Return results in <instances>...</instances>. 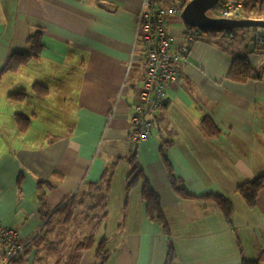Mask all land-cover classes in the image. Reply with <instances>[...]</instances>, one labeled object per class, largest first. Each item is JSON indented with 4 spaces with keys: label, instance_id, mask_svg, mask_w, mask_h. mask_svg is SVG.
Returning a JSON list of instances; mask_svg holds the SVG:
<instances>
[{
    "label": "crops",
    "instance_id": "0c3cea01",
    "mask_svg": "<svg viewBox=\"0 0 264 264\" xmlns=\"http://www.w3.org/2000/svg\"><path fill=\"white\" fill-rule=\"evenodd\" d=\"M142 2L0 0V226L13 230L24 246L9 264H164L169 247L172 264H264V188L252 207L236 192L264 176L258 31L186 43V61L177 65L178 81L166 87L153 133L134 144L130 117L145 79L135 39ZM166 25L174 48L184 44L188 27L181 17ZM36 32L43 46L39 57L1 74ZM239 56L247 57L256 79H228ZM36 86L46 95L39 96ZM131 156L159 199L165 227L146 216L141 183L122 210ZM113 165L111 183L102 185ZM171 175L183 193L174 190ZM212 197L229 200L230 222ZM69 199L82 215L86 205L94 207L87 222L99 221L100 214L106 228L111 212L116 222L77 260L60 239L50 240L59 244L51 255L31 244ZM102 239L101 258L95 250ZM5 250L0 243V264Z\"/></svg>",
    "mask_w": 264,
    "mask_h": 264
},
{
    "label": "built area",
    "instance_id": "2783aa9c",
    "mask_svg": "<svg viewBox=\"0 0 264 264\" xmlns=\"http://www.w3.org/2000/svg\"><path fill=\"white\" fill-rule=\"evenodd\" d=\"M191 0H173L167 4L143 0L136 16L135 39L141 46L145 61V79L138 92L139 103L130 117L131 142L139 143L153 133L156 112L166 98V87L178 81V63L186 61V43L200 37V31L187 28L184 44L174 48L175 37L168 32L167 20L181 17L186 4ZM240 5L229 0H219L215 12L232 15ZM258 34L257 39H262ZM264 37V36H263ZM0 243L6 245L3 264H9L23 254L24 246L11 229L0 226Z\"/></svg>",
    "mask_w": 264,
    "mask_h": 264
},
{
    "label": "trees",
    "instance_id": "16d2710c",
    "mask_svg": "<svg viewBox=\"0 0 264 264\" xmlns=\"http://www.w3.org/2000/svg\"><path fill=\"white\" fill-rule=\"evenodd\" d=\"M170 1L173 0H151V2L154 3L155 2L163 3ZM229 1L233 2L235 5H241L245 10L247 19H260V20L264 19V0H229ZM229 32L230 31H217V30L203 31L200 32V37L204 36L207 38H213L219 33H229ZM254 41L257 49L264 50L263 36L261 40L256 38L254 39ZM42 48L43 46L40 41V33L36 32L32 34L27 40V50L23 53H13L4 63L1 74L17 72L19 68L25 66L32 58L39 57ZM228 79L239 83H244L248 80L256 79V77L253 74V70L249 65L247 57L239 56L234 59L228 74ZM35 89L39 96L42 97L46 95L47 90L45 88L36 86ZM12 98L16 99L15 97ZM20 98H22V96H20ZM155 123H156V118H155ZM127 161L131 166V170L126 179L122 210L127 207L128 197L131 190L137 184L141 183L142 201L146 206V216L150 220L157 221L158 223L163 224V226L165 227L164 224L165 221L162 216V211H161L162 209L159 204V199L157 195L154 193V191L150 188L145 178L143 177L140 167L135 162V156H131L130 158L127 159ZM114 169H115V165H113L111 168L106 169L102 178V185L103 184L108 185L109 183H111L114 175ZM170 180L174 190L179 193H183L182 189L176 187L175 184H173L175 181H173L172 175ZM263 188H264V176H261L252 179L246 183H243L236 189V192L245 200L248 206L252 207L255 205L256 199L259 193L263 190ZM212 199L215 201V204L217 205L220 212L224 215L226 221L230 222L233 208L229 200L224 197H212ZM74 204L75 201L73 199L66 200L65 203L62 204L50 218H48V220L44 225V228L42 229V232L32 240L31 244L37 248H39L40 246L42 247L44 246L46 248L45 252L48 255L54 254V252L56 253L57 250H59L58 249L59 244L49 241L50 231H53L51 230L53 226V221L55 218H57L58 215L64 216V218L66 217L69 218V213L72 210ZM94 243L95 240L93 236H89L86 239H84V241L79 243L75 248V252L72 260H77L79 254H81L84 251L92 249ZM105 243H106L105 239H102L97 243V248L95 250L96 257L102 258L103 247ZM172 258H173V249L172 247H169V252L164 264H172ZM243 264H251V263H247L246 261H244Z\"/></svg>",
    "mask_w": 264,
    "mask_h": 264
},
{
    "label": "rangeland",
    "instance_id": "374dc122",
    "mask_svg": "<svg viewBox=\"0 0 264 264\" xmlns=\"http://www.w3.org/2000/svg\"><path fill=\"white\" fill-rule=\"evenodd\" d=\"M241 6V5H240ZM224 13V12H221ZM219 13L218 10L215 12V10H212L211 16L212 17H218ZM224 15V14H223ZM239 18H247L245 10L241 6L238 10ZM244 31H247L248 29H243ZM204 37V36H203ZM141 53V52H140ZM155 129V127H154ZM154 131V130H153ZM96 193V192H93ZM76 203L74 204L72 210L69 213V218H64V216L58 215L57 218L53 221L52 229L54 233L57 231V235L59 237L55 238L54 233L49 236L50 240L53 239L55 242V239H60L62 241L61 245L63 244L64 251L69 250L70 254L74 253V250L76 246L83 242L84 239H86L89 236H93L95 238V242L98 241L100 238L108 235L111 233V230L114 228V225L116 222H112L115 218L114 213H109V221L107 222V227L103 228L105 223H103L101 220L103 218L102 215L99 214V221H90L87 222L85 219L90 218L92 213H89V211H93L94 207L91 206V204H88L85 206V208L82 210L84 213L83 215L81 213H77V208L75 207ZM75 208V210H73ZM91 215H88V214ZM83 216V219H82ZM66 219V220H65ZM44 249L41 251V256L44 255Z\"/></svg>",
    "mask_w": 264,
    "mask_h": 264
},
{
    "label": "water",
    "instance_id": "95a60500",
    "mask_svg": "<svg viewBox=\"0 0 264 264\" xmlns=\"http://www.w3.org/2000/svg\"><path fill=\"white\" fill-rule=\"evenodd\" d=\"M219 0H191L182 14L181 19L186 27L196 29L200 32L217 31H241L243 29L258 31L264 36V20L247 18H220L208 15L214 10ZM166 101H163L165 104Z\"/></svg>",
    "mask_w": 264,
    "mask_h": 264
},
{
    "label": "bare ground",
    "instance_id": "6f19581e",
    "mask_svg": "<svg viewBox=\"0 0 264 264\" xmlns=\"http://www.w3.org/2000/svg\"><path fill=\"white\" fill-rule=\"evenodd\" d=\"M208 15L211 16V11L208 12ZM218 17L220 18H231V19H234V18H239V15L238 13H234L232 15H229V14H219Z\"/></svg>",
    "mask_w": 264,
    "mask_h": 264
}]
</instances>
